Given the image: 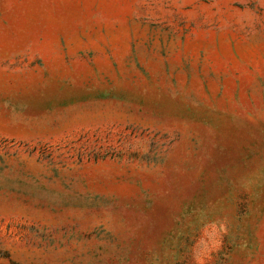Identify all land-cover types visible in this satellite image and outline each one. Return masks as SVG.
Here are the masks:
<instances>
[{
    "label": "rangeland",
    "instance_id": "rangeland-1",
    "mask_svg": "<svg viewBox=\"0 0 264 264\" xmlns=\"http://www.w3.org/2000/svg\"><path fill=\"white\" fill-rule=\"evenodd\" d=\"M0 264H264V0H0Z\"/></svg>",
    "mask_w": 264,
    "mask_h": 264
}]
</instances>
